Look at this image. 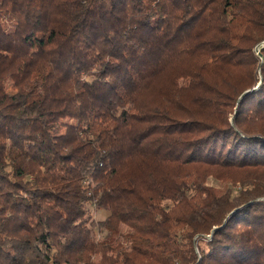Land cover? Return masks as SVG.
Returning <instances> with one entry per match:
<instances>
[{
    "label": "trees",
    "instance_id": "1",
    "mask_svg": "<svg viewBox=\"0 0 264 264\" xmlns=\"http://www.w3.org/2000/svg\"><path fill=\"white\" fill-rule=\"evenodd\" d=\"M120 224L143 264H264V0H0V264H100Z\"/></svg>",
    "mask_w": 264,
    "mask_h": 264
},
{
    "label": "rangeland",
    "instance_id": "2",
    "mask_svg": "<svg viewBox=\"0 0 264 264\" xmlns=\"http://www.w3.org/2000/svg\"><path fill=\"white\" fill-rule=\"evenodd\" d=\"M30 53L34 56H38V53L34 50L30 51ZM164 81L159 82L155 85V88L151 89L146 95L145 98L151 101H158L160 100V93L162 88H164ZM191 87V86H189ZM182 97L185 99L186 102L190 101L192 99V91H190V88H183L182 89ZM53 133H60L63 131V127L60 125H54L51 128ZM246 178V172L245 170H236V169H229V170H218L217 174L210 173L205 176V184L208 186L213 187L216 191H227L229 190L232 195H238L239 193L243 192L247 189V187L241 186V183L239 182L241 179ZM86 215L85 217L88 219L87 222L91 223L89 224V227L91 229V236L92 239L95 242H100L105 240V236L109 235L108 231L105 228H100L97 223L101 222L106 218L108 215V212L105 210L97 209L93 204L87 203L86 204ZM144 226H140L141 229H144ZM100 231H99V230ZM212 231V230H211ZM132 233L133 236H136V232L129 228L125 224H120L118 227V232L114 235H110V239L115 240L116 242H111L112 245L117 246V251L109 252L107 254V258L100 259V256L98 254H92L91 259L92 262H98L100 264H108L110 263L111 259H122L123 253H130L132 257L135 259L133 260L134 264L136 263H145L149 260L147 258H143L139 255L138 250H134L130 252V246L131 241L129 235ZM211 234V233H210ZM208 234V236H211ZM112 236V237H111ZM155 241V240H154ZM197 252V250H196ZM120 253V254H117Z\"/></svg>",
    "mask_w": 264,
    "mask_h": 264
},
{
    "label": "water",
    "instance_id": "3",
    "mask_svg": "<svg viewBox=\"0 0 264 264\" xmlns=\"http://www.w3.org/2000/svg\"><path fill=\"white\" fill-rule=\"evenodd\" d=\"M255 50H256L257 53H259V52H258V46L255 47ZM214 229H215V228H214ZM214 229H212L211 234L213 233ZM211 234H210V235H211Z\"/></svg>",
    "mask_w": 264,
    "mask_h": 264
}]
</instances>
